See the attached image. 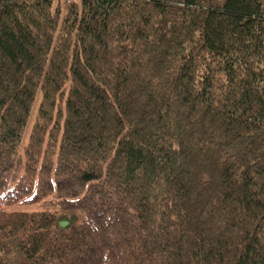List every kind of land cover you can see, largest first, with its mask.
Here are the masks:
<instances>
[{"label":"trees","instance_id":"1","mask_svg":"<svg viewBox=\"0 0 264 264\" xmlns=\"http://www.w3.org/2000/svg\"><path fill=\"white\" fill-rule=\"evenodd\" d=\"M0 264H264V0H0Z\"/></svg>","mask_w":264,"mask_h":264},{"label":"rangeland","instance_id":"2","mask_svg":"<svg viewBox=\"0 0 264 264\" xmlns=\"http://www.w3.org/2000/svg\"><path fill=\"white\" fill-rule=\"evenodd\" d=\"M41 100V96L38 95L36 99V104L34 105L32 109V115L28 121V125L24 134V138L21 144V150L23 147L29 142L30 134L32 131V128L35 123L36 115L38 112L39 103ZM11 211H28V212H37V211H45V210H55L51 206L43 205V204H32V205H16L9 208Z\"/></svg>","mask_w":264,"mask_h":264},{"label":"water","instance_id":"3","mask_svg":"<svg viewBox=\"0 0 264 264\" xmlns=\"http://www.w3.org/2000/svg\"><path fill=\"white\" fill-rule=\"evenodd\" d=\"M67 225H68V222H61V224H60V226L63 228L66 227Z\"/></svg>","mask_w":264,"mask_h":264},{"label":"built area","instance_id":"4","mask_svg":"<svg viewBox=\"0 0 264 264\" xmlns=\"http://www.w3.org/2000/svg\"><path fill=\"white\" fill-rule=\"evenodd\" d=\"M62 1L65 3H71L72 2V0H62Z\"/></svg>","mask_w":264,"mask_h":264}]
</instances>
